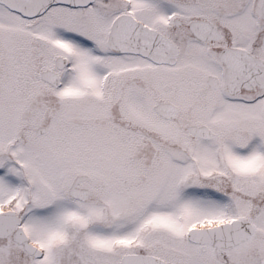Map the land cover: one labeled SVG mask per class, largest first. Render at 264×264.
Listing matches in <instances>:
<instances>
[{"label": "snow or ice", "instance_id": "6c2138e0", "mask_svg": "<svg viewBox=\"0 0 264 264\" xmlns=\"http://www.w3.org/2000/svg\"><path fill=\"white\" fill-rule=\"evenodd\" d=\"M0 264H264V0H0Z\"/></svg>", "mask_w": 264, "mask_h": 264}]
</instances>
